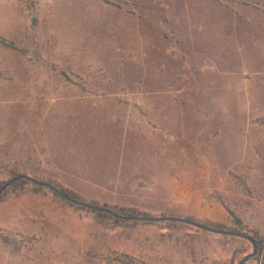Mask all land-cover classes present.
<instances>
[{
  "label": "rangeland",
  "instance_id": "1",
  "mask_svg": "<svg viewBox=\"0 0 264 264\" xmlns=\"http://www.w3.org/2000/svg\"><path fill=\"white\" fill-rule=\"evenodd\" d=\"M14 173L244 232L261 246L245 264H264V0H0V187ZM250 252L177 222L118 223L31 184L0 200V264Z\"/></svg>",
  "mask_w": 264,
  "mask_h": 264
},
{
  "label": "water",
  "instance_id": "2",
  "mask_svg": "<svg viewBox=\"0 0 264 264\" xmlns=\"http://www.w3.org/2000/svg\"><path fill=\"white\" fill-rule=\"evenodd\" d=\"M20 179L27 180L28 182H31L35 185L47 188V189L51 190L52 192H54L56 195H58L64 201L69 202L73 205L80 206L82 208H85V209H88V210H91L94 212L105 213V214H108V215L112 216L113 218H116L119 220L148 222V223L177 222V223H181V224L191 226L193 228L199 229V230L207 232V233L243 239L250 244L251 252L246 254L237 264H245L246 262H248L249 260L254 258L255 255L257 254V245H256L255 241L248 234H246L244 232L213 228V227L207 226L203 223H200V222L188 219V218L176 217V216H158V217H154V216H123V215H120V214L113 212L112 210H110L106 207L95 206V205H91L87 202H83V201L73 199L68 194H66V193L62 192L61 190H59L58 188H56L54 185H52L48 182H45V181L37 180V179L32 178V177L25 175V174H21L15 178L10 179L7 182H5V184L0 188V195L10 185H12L14 182H16ZM227 213L230 216V218L233 220V226L234 227H239L242 224V221L232 211L228 210ZM214 264H216V263H214Z\"/></svg>",
  "mask_w": 264,
  "mask_h": 264
},
{
  "label": "trees",
  "instance_id": "3",
  "mask_svg": "<svg viewBox=\"0 0 264 264\" xmlns=\"http://www.w3.org/2000/svg\"><path fill=\"white\" fill-rule=\"evenodd\" d=\"M19 175H21V174H16V173H14V174H12L11 175V177H10V179H13V178H15V177H17V176H19ZM9 179V180H10ZM37 180H39V179H37ZM41 181H43V180H41ZM46 182V181H45ZM48 183H50V182H48ZM5 183H3L2 184V186L4 185ZM21 184H31L35 189H38V190H41V189H43L44 187H41V186H38V185H35V184H33V183H31V182H28L27 180H23V179H20V180H18V181H16V182H14L12 185H10L1 195H0V200L2 199V197L8 192V191H10V190H13V189H16L19 185H21ZM50 184H52V183H50ZM53 185V184H52ZM1 186V187H2ZM55 186V185H54ZM0 187V188H1ZM56 188H58L59 190H61L62 192H64V193H66V194H68L71 198H73V199H76V200H79V201H83V202H86V201H84V200H82L80 197H78L77 195H75V194H73V193H71V192H68V191H66V190H64V189H62V188H60V187H57V186H55ZM47 189V188H46ZM49 190V189H48ZM49 191H51V190H49ZM52 192V191H51ZM53 194H54V196H56V197H59L58 195H56L54 192H52ZM60 198V197H59ZM87 203H89V204H91V205H95V206H100V205H98L97 203H95V202H87ZM102 207H106V206H104V205H102ZM106 208H108V207H106ZM108 209H110V210H112L113 212H115V213H117V214H120V215H123V216H148V215H146V214H134V212H131V210H116V209H111V208H108ZM94 212V211H93ZM96 213V215L97 216H100V217H106V218H110V219H112V220H114L115 222H118V223H123V222H129V221H123V220H119V219H116V218H113L112 216H110V215H108V214H105V213H100V212H95ZM191 220H193V219H191ZM195 221V220H194ZM133 222H136V221H133ZM203 224H205V223H203ZM205 225H207V226H210V227H213V228H218V229H224V230H227V229H225L224 227H222V226H217V225H212V224H205ZM230 231H235V230H230ZM251 237V236H250ZM254 241H255V243H256V245H257V254H256V256L255 257H258L259 256V254H260V251H261V246L259 245V243L257 242V240L256 239H254L253 237H251Z\"/></svg>",
  "mask_w": 264,
  "mask_h": 264
}]
</instances>
